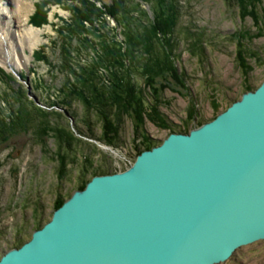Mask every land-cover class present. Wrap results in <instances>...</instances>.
<instances>
[{
    "label": "rangeland",
    "instance_id": "1",
    "mask_svg": "<svg viewBox=\"0 0 264 264\" xmlns=\"http://www.w3.org/2000/svg\"><path fill=\"white\" fill-rule=\"evenodd\" d=\"M28 1L34 7L29 23L42 29V42L22 69L15 71L0 64V109L8 113L18 108L17 99L7 97L11 88L25 92L34 106L52 112L49 117L52 132L44 133L34 124L0 143V258L20 241L28 242L40 223L44 225L51 220L60 196L68 200L98 167L120 171L135 160L136 154L133 118L122 117L120 140L113 147L99 141L103 140V129L96 113L86 110L77 100H71L69 106L62 103L63 95L58 91L67 74L63 68V36L58 29L72 17L70 9L78 4L77 0ZM99 1L100 5L112 3V0ZM136 3L140 0H134L131 6ZM178 3L180 17L174 40L180 80L170 76L156 82L158 88L166 86L161 91L159 110L169 126L146 120L140 129L158 144L174 129L191 130L198 121L210 122L241 99L247 87L257 88L264 81V0L252 3L248 12L239 8L237 0ZM154 4H142L143 11L139 12L149 14L148 18L140 15L142 20L152 18ZM108 20L111 27L116 26L113 20ZM238 32L248 34L244 42L245 67L240 63L234 38ZM69 47L74 51L76 65L90 66L92 49L81 46L77 40ZM41 49L44 59L38 61L35 53ZM4 72L12 81L6 79ZM136 78L144 87L143 77L136 74ZM146 93L152 102L149 88ZM192 105L196 119L188 124ZM54 128L74 134L77 139L71 148L59 141ZM221 264H264V240L238 249Z\"/></svg>",
    "mask_w": 264,
    "mask_h": 264
},
{
    "label": "water",
    "instance_id": "2",
    "mask_svg": "<svg viewBox=\"0 0 264 264\" xmlns=\"http://www.w3.org/2000/svg\"><path fill=\"white\" fill-rule=\"evenodd\" d=\"M264 240V81L93 177L0 264H221Z\"/></svg>",
    "mask_w": 264,
    "mask_h": 264
},
{
    "label": "trees",
    "instance_id": "3",
    "mask_svg": "<svg viewBox=\"0 0 264 264\" xmlns=\"http://www.w3.org/2000/svg\"><path fill=\"white\" fill-rule=\"evenodd\" d=\"M256 1L237 0L243 12H248L252 3ZM76 2L78 4L70 9L72 17L63 21L58 29L59 34L63 36V68L67 74L64 86L58 91L63 95L62 103L69 106L71 100H77L86 110L96 113L101 118L103 129V140L99 141L113 147L120 140L119 123L122 117L127 115L133 118L136 125L134 138L136 159L143 151L158 146L157 142L140 132L145 121L150 120L163 127L169 126L159 110L162 104L161 91L166 86L161 85L158 88L156 82L158 79L166 80L170 76H175L177 81L180 80L175 66L179 56L176 54L174 40L180 17L179 0H140V3L134 6H131L134 0H112L110 5H100L99 0H77ZM146 2H155L153 16L148 21L142 20L140 15L148 18L149 14L139 12L143 11L141 7ZM108 18L116 23L115 27L110 26ZM111 33L113 36H110ZM245 37H248L246 32H238L234 36L239 48V60L243 67L246 66ZM73 40H77L87 49H92L90 53L93 58L86 57L91 59L90 66L76 65L73 62L74 51L69 47ZM43 54L42 49L35 53L38 61H43ZM136 74L143 77L144 87L137 81ZM4 75H7V80L12 81L8 74L4 72ZM147 88L150 89L149 95L152 102L148 101ZM257 88L247 87L245 93ZM7 97L10 100L17 99L18 108L12 111L10 109L8 113L0 109V143L7 141L9 136L19 129H29L34 124L44 133L52 132V122L49 120L52 112H46L34 106L30 103L27 94L20 90L11 88V91L7 92ZM192 106L188 124L196 119L194 105ZM216 117L217 115L212 120ZM205 123L207 122L201 120L191 130L174 129L170 134H188ZM53 132H56L59 141L64 142L69 148L77 139L74 134L63 128H54ZM134 161L115 172L98 167L92 172L91 179L95 176L125 171ZM91 179L83 182L77 190H83ZM65 201L66 199L60 196L54 204V210L60 208ZM43 226L40 223L37 229ZM23 244L24 242L20 241L14 248H19Z\"/></svg>",
    "mask_w": 264,
    "mask_h": 264
},
{
    "label": "bare ground",
    "instance_id": "4",
    "mask_svg": "<svg viewBox=\"0 0 264 264\" xmlns=\"http://www.w3.org/2000/svg\"><path fill=\"white\" fill-rule=\"evenodd\" d=\"M33 10V3L28 0H0L2 66L15 71L22 69L30 62V54L42 42V29L29 23Z\"/></svg>",
    "mask_w": 264,
    "mask_h": 264
}]
</instances>
